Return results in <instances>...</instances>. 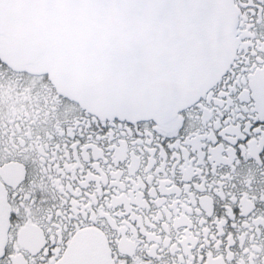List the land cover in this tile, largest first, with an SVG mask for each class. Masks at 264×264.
<instances>
[{"label":"snow or ice","instance_id":"snow-or-ice-1","mask_svg":"<svg viewBox=\"0 0 264 264\" xmlns=\"http://www.w3.org/2000/svg\"><path fill=\"white\" fill-rule=\"evenodd\" d=\"M0 264H264V0H0Z\"/></svg>","mask_w":264,"mask_h":264}]
</instances>
